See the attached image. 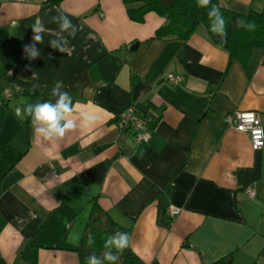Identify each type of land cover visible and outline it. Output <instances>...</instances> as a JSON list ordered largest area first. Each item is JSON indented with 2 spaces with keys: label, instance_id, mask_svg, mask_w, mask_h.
<instances>
[{
  "label": "crops",
  "instance_id": "1",
  "mask_svg": "<svg viewBox=\"0 0 264 264\" xmlns=\"http://www.w3.org/2000/svg\"><path fill=\"white\" fill-rule=\"evenodd\" d=\"M220 2L242 13L264 8V0ZM61 12L80 29L69 55L48 45L59 31L50 18ZM201 15L192 2L189 18ZM38 19L49 31L30 61L23 46ZM166 21L154 11L133 21L123 0H0V264H79L95 202L130 228L145 264H208L230 252L233 264H264V145L253 150L248 133L223 121L254 111L264 129V51L246 67L229 63L203 24L185 42L153 38ZM57 81L101 119L48 143L25 109L55 102ZM14 87L23 119L3 96ZM128 107L147 119L146 143L117 126Z\"/></svg>",
  "mask_w": 264,
  "mask_h": 264
},
{
  "label": "trees",
  "instance_id": "2",
  "mask_svg": "<svg viewBox=\"0 0 264 264\" xmlns=\"http://www.w3.org/2000/svg\"><path fill=\"white\" fill-rule=\"evenodd\" d=\"M127 4V14L129 18L136 22H142L144 16L149 11L166 18V23L158 27L153 38L157 39H175L187 41L194 33L199 24H203L211 42L228 53L229 63L239 62L246 67L254 54L264 51V8L261 10L251 9L242 13L225 7L220 0H212V4L219 7L225 19L228 22L227 39L221 42L220 37L210 31V22L207 10L202 9V15L199 20L189 18V8L192 2L197 0H175L170 6L163 7L158 0H123ZM139 3L133 7L131 4ZM243 19L255 23L254 30H247L236 26V21ZM122 231L130 234V228L117 224L100 206L94 203L90 218L85 225L80 243L76 249L79 257V264H86V257L95 253L101 255L103 251V242L105 238L116 232ZM91 235L95 243L88 244V237ZM234 255L232 252L220 257L208 264H233ZM119 264H145L131 249L125 250L121 256ZM253 264H257L256 262Z\"/></svg>",
  "mask_w": 264,
  "mask_h": 264
},
{
  "label": "clouds",
  "instance_id": "3",
  "mask_svg": "<svg viewBox=\"0 0 264 264\" xmlns=\"http://www.w3.org/2000/svg\"><path fill=\"white\" fill-rule=\"evenodd\" d=\"M198 7L207 10L210 22V31L220 37L221 42L227 39L228 22L219 7L212 4V0H197ZM50 22L58 25L59 31L54 34L55 38L49 40V46L60 52L70 54L69 38H75L80 30L73 24L69 17L62 12L50 18ZM236 26L247 30H254L253 21L238 19ZM32 42L23 46L25 58L35 60L41 55L38 44L44 41V34L49 30L45 28L41 20H37L32 25ZM32 80H38L39 76L33 72ZM33 89L39 87V84H33ZM63 81H57L51 89V96L55 98L34 104H28L25 113L31 116V126L34 135L40 140L48 143H55L62 140L69 132L78 128L90 129L97 125L101 119L99 113L94 109H88L74 103L71 94L64 91ZM89 246L95 243L94 238L89 235ZM132 236L127 232L116 231L108 235L103 242V251L101 255H92L86 257V264H119L121 256L125 250L132 246Z\"/></svg>",
  "mask_w": 264,
  "mask_h": 264
},
{
  "label": "built area",
  "instance_id": "4",
  "mask_svg": "<svg viewBox=\"0 0 264 264\" xmlns=\"http://www.w3.org/2000/svg\"><path fill=\"white\" fill-rule=\"evenodd\" d=\"M166 78L175 84L180 81V77L170 73L166 75ZM18 90V87H14L13 89L6 88L3 90V96L8 100L15 95ZM223 121L227 126L237 131L248 133L250 145L253 150H258L264 145V129H262L257 114L254 111L236 109L227 112L223 117ZM116 124L120 129L131 128L134 133V141L137 144L146 143L149 140L150 133L148 131V121L133 107H128L121 112L117 117ZM245 192L251 198L256 197V193L251 188H246ZM177 211L178 209L173 206L168 208V213L171 215Z\"/></svg>",
  "mask_w": 264,
  "mask_h": 264
},
{
  "label": "water",
  "instance_id": "5",
  "mask_svg": "<svg viewBox=\"0 0 264 264\" xmlns=\"http://www.w3.org/2000/svg\"><path fill=\"white\" fill-rule=\"evenodd\" d=\"M8 108L11 109L18 118L23 119V113L21 110V105L19 104V102L17 101V99L15 97H11L8 100Z\"/></svg>",
  "mask_w": 264,
  "mask_h": 264
}]
</instances>
